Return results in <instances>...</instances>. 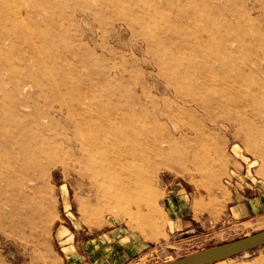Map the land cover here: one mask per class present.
<instances>
[{
  "label": "rangeland",
  "instance_id": "obj_1",
  "mask_svg": "<svg viewBox=\"0 0 264 264\" xmlns=\"http://www.w3.org/2000/svg\"><path fill=\"white\" fill-rule=\"evenodd\" d=\"M261 230L264 0H0V264H162Z\"/></svg>",
  "mask_w": 264,
  "mask_h": 264
},
{
  "label": "water",
  "instance_id": "obj_2",
  "mask_svg": "<svg viewBox=\"0 0 264 264\" xmlns=\"http://www.w3.org/2000/svg\"><path fill=\"white\" fill-rule=\"evenodd\" d=\"M264 247V230L162 264H217Z\"/></svg>",
  "mask_w": 264,
  "mask_h": 264
},
{
  "label": "crops",
  "instance_id": "obj_3",
  "mask_svg": "<svg viewBox=\"0 0 264 264\" xmlns=\"http://www.w3.org/2000/svg\"><path fill=\"white\" fill-rule=\"evenodd\" d=\"M210 200H211V199H210ZM212 201H213V200H212ZM145 238L147 239V238H149V237L146 236ZM71 253H72V252H71ZM71 253L69 254L70 256H72ZM90 256H91V255H89V259H90ZM72 257H73V256H72ZM65 259H66V258H65ZM76 260H77V259L72 258V262L70 263V262L68 261V259H67L65 262H62V264H80L81 261H79V260L77 261V263H74ZM89 262H90L89 264H94L92 260H90ZM82 264H87V263H82Z\"/></svg>",
  "mask_w": 264,
  "mask_h": 264
},
{
  "label": "bare ground",
  "instance_id": "obj_4",
  "mask_svg": "<svg viewBox=\"0 0 264 264\" xmlns=\"http://www.w3.org/2000/svg\"><path fill=\"white\" fill-rule=\"evenodd\" d=\"M111 170V169H110ZM113 170V169H112ZM104 182V181H103ZM125 183V182H124ZM114 196V195H113ZM115 197V196H114Z\"/></svg>",
  "mask_w": 264,
  "mask_h": 264
}]
</instances>
